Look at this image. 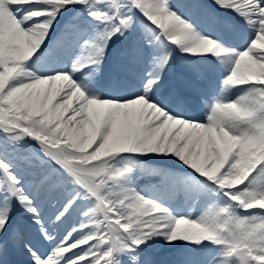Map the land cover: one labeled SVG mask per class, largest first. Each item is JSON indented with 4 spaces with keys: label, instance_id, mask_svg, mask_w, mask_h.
I'll return each mask as SVG.
<instances>
[{
    "label": "snow or ice",
    "instance_id": "snow-or-ice-1",
    "mask_svg": "<svg viewBox=\"0 0 264 264\" xmlns=\"http://www.w3.org/2000/svg\"><path fill=\"white\" fill-rule=\"evenodd\" d=\"M138 157L187 171L147 194ZM177 242L264 264V0H0V264H169Z\"/></svg>",
    "mask_w": 264,
    "mask_h": 264
},
{
    "label": "bare ground",
    "instance_id": "bare-ground-1",
    "mask_svg": "<svg viewBox=\"0 0 264 264\" xmlns=\"http://www.w3.org/2000/svg\"><path fill=\"white\" fill-rule=\"evenodd\" d=\"M209 2H210V0H209ZM65 19H67V17ZM196 22H197V20H196ZM212 28L213 27H211L209 31H211L213 33H216V31H214V29H212ZM205 33L207 34V32H205ZM181 55L182 54L179 53L176 56L178 58L177 61H178L179 64L181 63V60H180ZM106 60L108 61V64L107 65H102V74L105 76V78H107L108 73H109V69L112 67V64L110 62L109 57H106ZM49 66H52L51 61L44 62L42 65H39L38 67L46 68V67H49ZM199 66H202V68L200 70L204 71L206 73H209L211 75L212 79H214V80L215 79H221L222 80V78H221L222 72H221V69H220L221 65L218 62L211 61L210 63L200 64V65H198V67ZM85 75H87V72H85ZM81 78H83V77H81ZM100 89H101V87L96 89L97 95L99 93H101ZM108 92H111L112 94H119V93H116L113 90L107 91V93ZM105 97L107 98L108 96L106 95ZM137 160L139 161V165L136 166L137 170L138 169H143L146 166H148L149 169L152 170V171L153 170L165 169V170H168L170 172L177 173L179 175H183L187 171L184 168V166L182 164H180V162L177 161L174 157H167V158H162V157H156V158L138 157ZM160 188H161V186L158 187V189H160ZM143 191H145V193H147V194H151V193H155L156 194V192L152 188H146ZM165 202L167 203L168 201L166 200ZM171 207H173V209H175L178 212H182L184 210V205L173 204ZM185 210H187V209H185ZM177 243H182L183 244V242H177ZM191 246L192 245H189L188 249H190ZM167 247H169V246H167ZM183 247H184V245H183ZM196 247L197 246L194 245L193 248H196ZM191 259L193 260V262H195L196 253L191 252ZM9 264H24V260H23L22 257H19L18 260H16V263H14L13 259L11 258L10 261H9Z\"/></svg>",
    "mask_w": 264,
    "mask_h": 264
}]
</instances>
